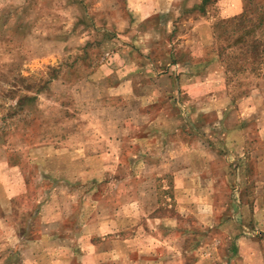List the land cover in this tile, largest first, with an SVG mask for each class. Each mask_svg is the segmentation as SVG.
Listing matches in <instances>:
<instances>
[{"label":"clouds","instance_id":"clouds-1","mask_svg":"<svg viewBox=\"0 0 264 264\" xmlns=\"http://www.w3.org/2000/svg\"><path fill=\"white\" fill-rule=\"evenodd\" d=\"M0 264H264V0H0Z\"/></svg>","mask_w":264,"mask_h":264}]
</instances>
